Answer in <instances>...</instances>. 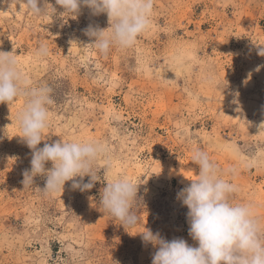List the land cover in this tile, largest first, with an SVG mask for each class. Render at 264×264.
Returning <instances> with one entry per match:
<instances>
[{"label":"rangeland","instance_id":"374dc122","mask_svg":"<svg viewBox=\"0 0 264 264\" xmlns=\"http://www.w3.org/2000/svg\"><path fill=\"white\" fill-rule=\"evenodd\" d=\"M48 4L37 16L22 0H0V51H14L33 86L53 90L39 147L62 138L109 151L91 190L68 181L46 195L41 176L24 188L32 153L20 137L25 98L0 103V264H152L156 249L138 234L145 227L198 246L177 199L199 174L196 149L235 169L224 177L239 188L232 199L264 221V0H154L150 28L106 56L83 31L109 27L106 13L82 6L63 18L55 0ZM42 43L49 55L37 58ZM117 176L138 185L141 222L129 233L99 207Z\"/></svg>","mask_w":264,"mask_h":264},{"label":"clouds","instance_id":"9594fccd","mask_svg":"<svg viewBox=\"0 0 264 264\" xmlns=\"http://www.w3.org/2000/svg\"><path fill=\"white\" fill-rule=\"evenodd\" d=\"M64 9L60 15L77 18L82 6L92 15L107 14L106 29L89 24L83 31L94 38L91 45L102 55L114 48L134 46L137 37L151 26L154 0H55ZM29 11L37 16L47 15L48 0H22ZM43 5V6H42ZM57 12L56 8L54 7ZM74 18V19H75ZM264 56V48L258 53ZM37 58L49 55L46 44L36 50ZM50 86H33L21 70L14 51H0V103H14L25 98V106L18 119L23 131L20 136L31 153V167L23 172L24 188L34 184L37 176L46 177V195L64 191L66 182L81 192L91 190L97 179L96 164L108 154L107 147L97 141H65L44 143V132L49 126V106L54 101ZM192 161L199 166V174L177 193V199L188 208L189 235L198 246H190L183 238L171 241L151 229L139 232L145 245L156 251L152 264H264V221L251 204L237 203L232 199L238 186L224 177L235 169H221L205 149H196ZM51 162L52 167L46 168ZM108 174L112 172L109 158ZM89 177L88 182L84 178ZM79 178V179H77ZM138 185L127 176H117L106 183L100 193L99 207L120 222L128 232L141 221L137 214ZM129 233V232H128Z\"/></svg>","mask_w":264,"mask_h":264}]
</instances>
